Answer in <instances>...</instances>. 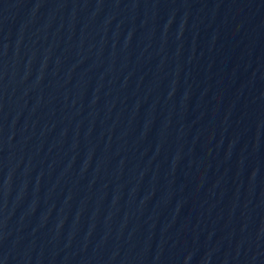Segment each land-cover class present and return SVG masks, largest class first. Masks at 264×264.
I'll return each mask as SVG.
<instances>
[{"label": "water", "instance_id": "water-1", "mask_svg": "<svg viewBox=\"0 0 264 264\" xmlns=\"http://www.w3.org/2000/svg\"><path fill=\"white\" fill-rule=\"evenodd\" d=\"M0 264H264V0H0Z\"/></svg>", "mask_w": 264, "mask_h": 264}]
</instances>
